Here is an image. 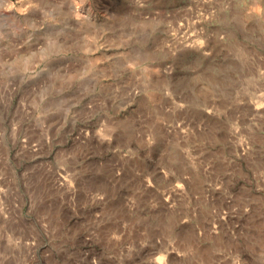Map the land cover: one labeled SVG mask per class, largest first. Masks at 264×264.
Masks as SVG:
<instances>
[{
  "label": "rangeland",
  "instance_id": "obj_1",
  "mask_svg": "<svg viewBox=\"0 0 264 264\" xmlns=\"http://www.w3.org/2000/svg\"><path fill=\"white\" fill-rule=\"evenodd\" d=\"M0 264H264V0H0Z\"/></svg>",
  "mask_w": 264,
  "mask_h": 264
}]
</instances>
